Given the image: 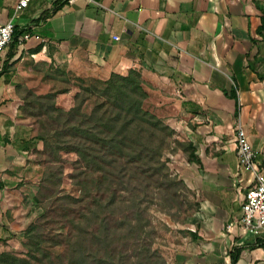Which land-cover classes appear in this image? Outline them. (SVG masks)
I'll return each instance as SVG.
<instances>
[{
  "label": "crops",
  "instance_id": "crops-1",
  "mask_svg": "<svg viewBox=\"0 0 264 264\" xmlns=\"http://www.w3.org/2000/svg\"><path fill=\"white\" fill-rule=\"evenodd\" d=\"M19 1L0 0V22L14 19L17 36L0 56V241H12L35 217V187L27 191L11 173L27 167L34 137H13L2 113L21 104L18 91L32 65L100 78L137 70L149 98L159 95L168 123L202 157L186 180L201 204L200 229L213 242L198 245L190 263L231 264L225 251L239 245L237 264H264V248L251 247L256 238L245 239L236 223L249 186L241 192L232 181L249 176L238 162V125L264 174V0H30L16 12ZM26 31L31 38L19 42ZM72 105L69 99L63 107Z\"/></svg>",
  "mask_w": 264,
  "mask_h": 264
},
{
  "label": "trees",
  "instance_id": "trees-1",
  "mask_svg": "<svg viewBox=\"0 0 264 264\" xmlns=\"http://www.w3.org/2000/svg\"><path fill=\"white\" fill-rule=\"evenodd\" d=\"M262 22L259 32L264 15ZM56 72L67 80L65 68L57 66ZM76 78L78 90L68 109L57 104V97L70 87L19 92L21 114L33 116L38 125L35 149L46 136L78 139L69 177L79 194L61 189L63 165H47L34 195L43 210L26 227L25 256L4 251L0 264H169L153 246L152 208L180 221L201 204L190 199L195 191L170 172L164 153L175 143L190 163L200 166L202 157L192 140L175 138V130L145 108L149 93L139 71ZM249 245L264 248V239ZM243 248L230 249L231 264L238 263Z\"/></svg>",
  "mask_w": 264,
  "mask_h": 264
},
{
  "label": "rangeland",
  "instance_id": "rangeland-1",
  "mask_svg": "<svg viewBox=\"0 0 264 264\" xmlns=\"http://www.w3.org/2000/svg\"><path fill=\"white\" fill-rule=\"evenodd\" d=\"M61 67L65 68L68 73L70 72L69 74L67 73V80H63L64 76H56L57 66L52 65L48 67L42 63L38 66H35V64L32 65V72L28 71L27 76H24L25 83L22 85V89L18 91V94L20 91L23 93L27 88L31 89L37 94H44L55 88L56 90H60L64 87H70L68 92L61 93L57 97V104L59 106H67L69 99L73 101L74 95L78 90V80L76 77L90 75H83L78 73L77 70L69 69L65 65H62ZM50 71L51 76L46 78V74H48V72L50 73ZM22 93L20 94L22 95ZM149 97L150 93L145 100V108L156 114L169 126H171L176 132L174 135L175 138L178 140H187L188 138L182 136L181 133H179V131L174 128V125L172 126L166 120L165 116L167 115V111L163 105L158 104L159 95L153 99H150ZM5 108L3 109L5 112L2 113H5L8 117L7 129L9 134H11L13 137L18 135L22 139H28L30 137L33 138L37 134L38 125L36 118L29 116L28 114H21L19 107L15 108V106H9ZM77 144L78 139L76 137L59 139L57 137L46 136L42 140L37 141V148L35 150H29L24 155V164H27V167H24L23 170H16V172L11 173L18 175L19 178L23 179L24 186L25 184L29 185L27 191L31 192V190H33L35 187L36 194V190L41 182L46 166L50 163H58L64 166L61 189L65 192L77 195L79 194V191L73 185L72 180L69 177L73 170L72 163L78 157ZM169 153H173L175 156L174 161H171V159L169 160ZM163 158L166 160L170 172L187 184L189 178L186 180V177L190 176L188 171L191 169L192 163L187 160V156L183 150L178 145L173 143L171 147L165 151ZM1 178H3V176ZM4 179H8L7 176H4ZM187 186L191 190L195 191L188 184ZM43 192L46 193L45 189ZM23 196L24 198L26 197L24 194H22V200ZM191 197L192 198L190 199H195L200 203L196 191L195 195H191ZM32 201H34V196ZM34 203L35 218H38L43 209L40 207L39 203L36 201H34ZM41 206H43L42 203ZM199 210L195 211L193 209V213L187 219L175 221L169 215L160 212L155 207L152 208L151 218L153 224L155 225V232L153 233V246L162 252L169 264H192L190 263V260H192V256L196 254L198 245L213 242L212 240H209L210 235L206 234L205 231H201L200 229L198 224V216H200L198 215ZM58 230L62 232L65 231L63 227L58 228ZM199 230L202 234H199ZM191 231H196L198 233L197 236L194 237L191 234ZM25 233L26 229H23L21 234L18 233L12 237V241H0V253L4 251H11L21 257L25 256L26 250L24 248V242L27 241ZM50 249L58 250L60 248L53 247Z\"/></svg>",
  "mask_w": 264,
  "mask_h": 264
},
{
  "label": "built area",
  "instance_id": "built-area-1",
  "mask_svg": "<svg viewBox=\"0 0 264 264\" xmlns=\"http://www.w3.org/2000/svg\"><path fill=\"white\" fill-rule=\"evenodd\" d=\"M29 1L20 0L16 6V12L25 8ZM15 28L14 19L0 22V56L11 43ZM29 38H31V33L26 31L19 37V42H24ZM115 39H119V36H115ZM235 144L239 165L249 172L246 180L238 177L232 180L233 185L241 192L245 186H249L244 192L243 215L236 223L240 226L245 239L264 238V174L260 172L255 158L256 153L241 125L237 126ZM169 156V160L174 161L173 153H169ZM233 228L234 224L228 223L225 225V232H231ZM225 255L229 257L228 251H225Z\"/></svg>",
  "mask_w": 264,
  "mask_h": 264
}]
</instances>
